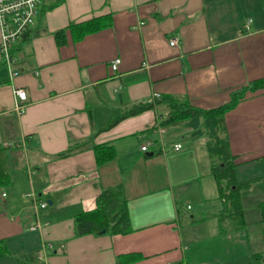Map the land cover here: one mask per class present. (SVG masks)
<instances>
[{"label": "crops", "instance_id": "obj_1", "mask_svg": "<svg viewBox=\"0 0 264 264\" xmlns=\"http://www.w3.org/2000/svg\"><path fill=\"white\" fill-rule=\"evenodd\" d=\"M107 14L110 26L80 40L68 30L58 43L57 31ZM13 49V79L0 53V148L10 170L0 186V240L9 250L45 264H250L254 254L264 264V89L248 92L225 118L237 178L253 179L239 190L238 229L218 215L223 205L206 134L163 126L156 109L114 122L155 94L212 109L264 78V0H44ZM16 88L27 92L22 114ZM149 140L157 144L142 152ZM107 144L115 158L98 166L93 146ZM119 185L132 232L77 235L75 217ZM29 191L48 203L39 230L30 229ZM183 225L190 229L184 235ZM204 236L217 241L204 246ZM45 242L52 244L46 252ZM0 264L21 263L3 256Z\"/></svg>", "mask_w": 264, "mask_h": 264}, {"label": "trees", "instance_id": "obj_2", "mask_svg": "<svg viewBox=\"0 0 264 264\" xmlns=\"http://www.w3.org/2000/svg\"><path fill=\"white\" fill-rule=\"evenodd\" d=\"M62 1V0H60ZM112 14L94 17L90 20L71 24L56 32V39L59 44L64 43L65 33L68 30L74 32L77 40L82 39L89 33L99 31L111 25ZM28 33V31H27ZM27 33L25 35H27ZM14 50V49H13ZM12 50V53H13ZM264 89V78L253 80L240 91L232 93L230 101L212 109H201L194 106L189 99H180L172 95H164L149 100H144L125 111L123 115L114 122L127 117L141 114L144 111L156 109L163 117L161 125L177 126L187 125L192 129V135H207V149L212 162V173L216 180L219 198L223 205L219 216L230 217L234 228L243 226V206L239 197V190L249 187L250 181H239L236 175L235 156L232 155L229 143V135L226 130V114L234 109L237 104L247 96L248 92H256ZM164 111L166 113H164ZM85 142L73 144L67 151L57 155V158H64L74 152L83 149ZM181 150V149H180ZM96 162L102 166L115 158L113 145H94ZM179 151V150H178ZM10 181V170L4 149L0 148V186ZM264 219V202L260 204ZM75 232L77 235L102 234H128L132 232L129 216L128 201L124 194L123 185L104 189L97 197L95 209L82 212L75 217ZM8 256L18 260L21 264H45L42 262L30 263L26 259H20L15 253L9 250L7 243L0 240V257ZM261 255L254 254L250 258V264H257Z\"/></svg>", "mask_w": 264, "mask_h": 264}, {"label": "built area", "instance_id": "obj_3", "mask_svg": "<svg viewBox=\"0 0 264 264\" xmlns=\"http://www.w3.org/2000/svg\"><path fill=\"white\" fill-rule=\"evenodd\" d=\"M44 0H0V53L3 57L5 65L9 69L10 79H13L17 75V71L14 70L13 66L16 60V57L13 55L12 50L14 46L24 38L27 31H29L36 23L37 17L39 15V9L43 4ZM251 20L249 21V23ZM248 28V25H247ZM178 44L177 39H171L170 45L175 46ZM121 63L120 58H115L111 62V69L116 72ZM16 95L15 109L19 114H22L27 107V92L23 88L14 89ZM154 96L158 97V94ZM154 98V97H153ZM160 127V126H159ZM158 127V128H159ZM160 137L158 139L161 148L164 147L163 135L165 129L160 128ZM155 140H149L141 144L140 150L142 152H148L150 147L155 146L157 143ZM182 148L181 143L174 145V150L178 151ZM3 196L5 194L3 193ZM25 196L31 201L32 208L34 210L35 221L30 227L31 230L42 229L45 225L40 220V214L45 208L48 207L46 201L39 200L36 192L29 191ZM188 209H191V205L187 206ZM51 242H45L43 245V251L46 252L47 249H51ZM206 264V263H202Z\"/></svg>", "mask_w": 264, "mask_h": 264}, {"label": "rangeland", "instance_id": "obj_4", "mask_svg": "<svg viewBox=\"0 0 264 264\" xmlns=\"http://www.w3.org/2000/svg\"><path fill=\"white\" fill-rule=\"evenodd\" d=\"M250 23H251V22H250ZM173 148H174V147H173ZM182 148H183V145H182ZM182 148H181V149H182ZM196 215H197L198 217L200 216L199 214H196ZM195 226H196V224H194V228H195ZM182 228H183V235H184V234H187V232L190 230L189 227H186V226H184V225H183ZM203 235H204V234H203ZM200 240H201V241H204V240L207 241V242H204V244H203L204 246L210 244V242L212 243L213 241H217V240L209 239L207 236L201 237ZM189 255H190V254H189Z\"/></svg>", "mask_w": 264, "mask_h": 264}, {"label": "water", "instance_id": "obj_5", "mask_svg": "<svg viewBox=\"0 0 264 264\" xmlns=\"http://www.w3.org/2000/svg\"><path fill=\"white\" fill-rule=\"evenodd\" d=\"M149 154H150V155H153V153H149ZM105 232H106V231L103 230L101 233H102V234H105Z\"/></svg>", "mask_w": 264, "mask_h": 264}]
</instances>
